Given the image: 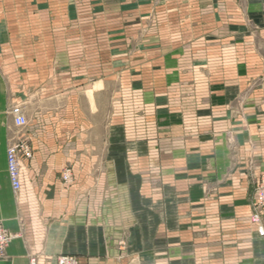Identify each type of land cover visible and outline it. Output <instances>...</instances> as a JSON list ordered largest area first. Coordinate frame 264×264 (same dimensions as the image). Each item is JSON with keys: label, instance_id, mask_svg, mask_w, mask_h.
<instances>
[{"label": "crops", "instance_id": "1", "mask_svg": "<svg viewBox=\"0 0 264 264\" xmlns=\"http://www.w3.org/2000/svg\"><path fill=\"white\" fill-rule=\"evenodd\" d=\"M263 174L264 0H0V264H264Z\"/></svg>", "mask_w": 264, "mask_h": 264}, {"label": "built area", "instance_id": "2", "mask_svg": "<svg viewBox=\"0 0 264 264\" xmlns=\"http://www.w3.org/2000/svg\"><path fill=\"white\" fill-rule=\"evenodd\" d=\"M11 117L14 120L15 127L22 131L28 125L27 118L23 108L15 106L10 110ZM33 158V149L30 143L22 138L11 141L7 150V166L10 184L14 194H19L22 189V169L23 161ZM72 170L64 169L62 179L66 184L72 182ZM255 208L251 216V223L256 226L259 237L264 238V224L262 221V213H264V174L260 177L255 190ZM16 235L10 234L0 222V258L4 257L6 250ZM30 264H37V259L32 258ZM57 264H79L78 259L73 256H61L57 260Z\"/></svg>", "mask_w": 264, "mask_h": 264}, {"label": "rangeland", "instance_id": "3", "mask_svg": "<svg viewBox=\"0 0 264 264\" xmlns=\"http://www.w3.org/2000/svg\"><path fill=\"white\" fill-rule=\"evenodd\" d=\"M76 7L77 8H80V7H82L83 9L84 8H88V6H87V4H86V6H83L84 5V3H82V5H80V3H77L76 2ZM168 6V5H167ZM165 9H169V7H165V6H163ZM171 19H168V18H161V19H159V18H149V19H146V21H145V23H146V25H151L152 27H162L163 25L165 26V25H168V23H169V21H170ZM247 20V19H246ZM247 22V24L249 23V21H246ZM121 35H115V37H119V38H121L120 37ZM57 51H54V52H52L51 53V55L52 54H55V56L57 55ZM125 55V52H124V50H120V49H115L114 50V56H115V58H116V60L115 61H122L121 59H122V57ZM118 63H120L119 64V68L121 69L122 68V63L121 62H118ZM54 67V66H53ZM52 67V68H53ZM38 69H40L39 67H38ZM127 83V82H126ZM115 85H117V83L115 82ZM121 85V84H120ZM121 86H119V87H115V89L116 90H118V89H121L120 88ZM18 106H20V107H22L23 108V106H22V104H19ZM24 111V110H23ZM63 172V171H62ZM61 180H62V182L64 183V184H66L64 181H63V179H62V173H61ZM72 182H73V178H72ZM71 182V183H72ZM70 183V184H71ZM74 257V256H73ZM77 258V257H76ZM78 259V258H77ZM58 260V259H57ZM78 263H79V260H78Z\"/></svg>", "mask_w": 264, "mask_h": 264}, {"label": "bare ground", "instance_id": "4", "mask_svg": "<svg viewBox=\"0 0 264 264\" xmlns=\"http://www.w3.org/2000/svg\"><path fill=\"white\" fill-rule=\"evenodd\" d=\"M7 171H8V166H7Z\"/></svg>", "mask_w": 264, "mask_h": 264}]
</instances>
